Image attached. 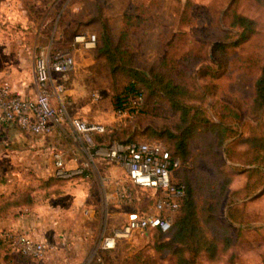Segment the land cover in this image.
<instances>
[{
	"label": "rangeland",
	"instance_id": "374dc122",
	"mask_svg": "<svg viewBox=\"0 0 264 264\" xmlns=\"http://www.w3.org/2000/svg\"><path fill=\"white\" fill-rule=\"evenodd\" d=\"M50 1L57 4L51 10V27H59L63 32L58 39L56 37L57 47L69 48L73 36L81 31L99 34L98 25L88 22L97 0ZM185 1L98 0L116 31L122 25L123 15L132 12L136 2L143 6L149 2L154 12L140 21L132 22L135 24L131 36L135 55L132 65L150 75L152 67L162 66L167 44L172 42L170 45L173 49L169 50V60L164 69L190 88L192 93L187 95L186 101L199 107L198 117L210 122L225 121L224 124L233 127L229 136L221 142L218 130L201 120L189 139L190 153L183 162L182 173L191 175L197 182L202 177L221 178L223 171H228L232 187L241 188L246 183L254 186L247 194L227 192L221 202L220 217L233 227V232L242 228L245 238L254 243L253 248H244L245 244L240 247V264H264V162H251L253 152L248 143L249 137L264 132V114L252 111L255 81L264 63V7L255 0H191L187 10L190 19L183 24L180 15L184 14ZM235 10L253 17L256 24L255 31L248 39L231 45L239 34V27L232 24ZM139 13L138 8L134 15ZM176 33L179 34L175 36ZM217 41L229 45L221 53L215 54L212 48ZM73 51L76 59L77 53L84 52H92L96 59L93 65L85 60H82V65L77 64V59L70 74L82 75L85 85H88L83 88L79 99L68 91L73 99L70 107L83 105L86 111L94 112L97 109L106 115L103 123L113 130L102 137L98 136L99 142L129 138L160 139L168 147L174 148L170 132L180 133L186 123L181 124L180 109L172 106L164 92L147 90L138 111L135 110V118L129 122L120 121L115 114L118 101L132 103L135 98L136 93L125 92L132 76L120 69L112 71L104 57L98 55L97 48ZM94 91L98 93V98L93 96ZM75 100L78 102L75 103ZM222 103L238 109L240 116L233 119L222 117ZM29 163L19 160L16 165L25 169ZM99 166L104 174L123 176L119 166ZM34 177L38 175L34 173L27 178L31 180ZM110 190L109 187L106 189L96 170L89 178L77 176L65 180L63 193L53 196L44 205L51 204L53 208H47L45 212L50 211L55 216L53 227L45 236L49 241L45 257L38 259L13 252L14 261L10 264H91L96 253L101 254L107 264H132L134 260L131 258L142 251L144 257L151 256L150 261L162 257L164 264H167L169 250L157 251L156 246L161 241L169 240L170 235L156 230L136 233L119 241L115 249L99 248L102 236L125 220L126 207L107 198V191ZM145 199L143 197L142 203L147 205ZM234 200L245 209L235 210L236 214L242 215L241 223L233 221L228 214ZM181 210L176 213L175 221ZM2 229L0 226V233L5 231ZM200 263L210 264L206 259H201Z\"/></svg>",
	"mask_w": 264,
	"mask_h": 264
},
{
	"label": "built area",
	"instance_id": "2783aa9c",
	"mask_svg": "<svg viewBox=\"0 0 264 264\" xmlns=\"http://www.w3.org/2000/svg\"><path fill=\"white\" fill-rule=\"evenodd\" d=\"M97 44L96 32L81 31L73 36L69 48L52 44L41 48L35 56V96L19 94L10 80L0 79V122L15 123L36 135L58 131L72 140L76 162L73 166L67 165L65 149L57 144L50 146L54 161L52 175L66 179L89 178L96 170L106 189H111L107 191V198L126 207L123 223L100 240L99 248L111 250L119 241L136 233L168 231L183 205L186 187L178 176L182 158L173 154L164 141L113 139L99 142L98 136L113 130L110 125L69 114L73 99L61 75L75 68L74 49H92ZM93 96L98 98L99 95L94 91ZM143 100L144 90L140 88L132 103L118 104L115 114L120 121H132ZM66 123H69L68 128ZM100 164L119 166L123 176L104 174ZM142 195L147 205L142 203ZM0 234L11 241L15 252L32 258L45 257L49 248L46 237H36L26 231L6 230ZM91 264L107 263L96 253Z\"/></svg>",
	"mask_w": 264,
	"mask_h": 264
},
{
	"label": "trees",
	"instance_id": "16d2710c",
	"mask_svg": "<svg viewBox=\"0 0 264 264\" xmlns=\"http://www.w3.org/2000/svg\"><path fill=\"white\" fill-rule=\"evenodd\" d=\"M264 7V0H255ZM145 2V1H144ZM151 2V1H149ZM144 6L136 2L132 12H128L122 17V25L118 31L110 23V18L105 16L103 5L96 1L94 14L88 22L98 25V44L97 48L100 56L104 57L112 71L122 70L129 73L132 78L128 87L125 89L128 94H135L140 88L144 87V95L147 90L152 92H164L165 96L172 103L174 108L181 111L180 133L170 132V137L174 140V148H170L173 154L179 155L182 161L186 160L190 153L189 139L192 138L201 120L204 123H210L219 132V141H225L226 137L232 131L233 127L224 124L225 121H209L198 117L199 107L186 101L187 95L192 91L190 88L178 81L164 69L169 60V50L173 49L171 43L167 44V53L162 60V66L152 67L150 75H146L134 65L132 59L135 58L131 36L132 28L135 24L132 22L140 21L154 12L150 3ZM191 0H186L184 4V14L180 15L181 23H187L190 16L187 12ZM140 10L139 14H135ZM231 8V7H230ZM150 13V14H149ZM143 16H140L142 15ZM146 16V17H145ZM133 24V25H132ZM232 24L239 27V34L231 45H236L248 39L255 31L256 20L244 13L235 10L232 13ZM142 25V24H141ZM176 33L175 36H177ZM176 38V37H175ZM175 40V39H174ZM226 42L217 41L213 44L214 53L225 50L228 46ZM221 53V52H220ZM146 97L144 103H146ZM123 105V100L118 101ZM222 117L237 118L240 111L228 103H222L220 106ZM252 111L261 115L264 114V63L261 66L260 73L255 81V95L252 102ZM206 120V121H204ZM222 120V119H221ZM98 138V137H97ZM133 140L131 138L124 141ZM248 143L252 149L251 162H264V132L257 133L248 138ZM183 165L178 170L180 180L185 184L186 197L182 205V210L178 215L173 226L168 231L156 230L161 234L168 233L170 239L161 241L157 244L156 250H169L167 264H201V259H206L210 264H240V247L253 248L250 240L245 238L242 228L233 232V227L222 221L220 217L221 202L227 192L237 193L238 195L247 194L254 186L246 183L241 188H234L231 184V174L223 171L221 178L198 179L196 182L191 175L182 173ZM66 178H60L51 175L47 178L36 177L27 183H16L10 194H0V218H6L14 213L16 207L33 208L44 203L49 198L62 193L64 181ZM234 204L228 210L229 217L233 221L242 222V215L235 213V210H245L240 203ZM14 249L11 241L0 234V264H10L14 261ZM143 251L137 253L132 264H164L162 257L150 261L151 256H143Z\"/></svg>",
	"mask_w": 264,
	"mask_h": 264
},
{
	"label": "crops",
	"instance_id": "0c3cea01",
	"mask_svg": "<svg viewBox=\"0 0 264 264\" xmlns=\"http://www.w3.org/2000/svg\"><path fill=\"white\" fill-rule=\"evenodd\" d=\"M54 5L57 4L51 3L50 0H0V79L10 80L13 89L19 94L35 96L37 92L35 56L45 46L51 44L56 46L55 42L63 34L59 27L53 29L50 24ZM93 14L94 9L89 15ZM77 59L79 61L77 64L81 65L82 60L89 65H93L96 60L92 52L77 53ZM61 78L76 99L81 97L88 85V83L85 85L82 75L67 73L61 75ZM77 102L75 100V103ZM94 110L89 112L83 109V105H74L69 108V114L82 116L90 121L104 122L107 119L106 115L97 109ZM68 126L69 123H66L65 127ZM54 144L65 149L68 166L76 164L72 154L74 145L66 135H61L58 131L36 135L15 123L0 122V194H10L16 183L30 182L33 179L28 180L27 177L31 174L33 176L36 173L38 177L45 178L51 176L54 161L50 146ZM19 160L30 162L25 168L28 172L24 167L16 165ZM50 199L52 197L33 208L16 207L12 215L0 218V226L4 228L2 230L26 231L36 237H45L55 222V216L50 211L45 212L47 208L49 210L53 208L50 207L51 204L44 206Z\"/></svg>",
	"mask_w": 264,
	"mask_h": 264
}]
</instances>
